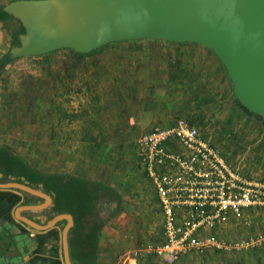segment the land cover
<instances>
[{
	"label": "crops",
	"instance_id": "crops-1",
	"mask_svg": "<svg viewBox=\"0 0 264 264\" xmlns=\"http://www.w3.org/2000/svg\"><path fill=\"white\" fill-rule=\"evenodd\" d=\"M155 44L166 45L182 52L176 57V61L173 59L172 74L175 75L170 74L169 80L165 78L160 83L161 88L153 86L152 83L140 88L139 84H134L138 77L132 76L133 85L128 92L124 91L119 83L118 93L114 97L107 99V95H101L97 100L95 95L89 94L90 90L85 93L83 89L84 92L77 95L72 94L75 93V88L66 83L62 82L60 89L54 87L57 89V95L53 103L61 104L62 107L57 111L58 116H54L50 122L52 125L48 143L51 142L52 147L50 151L45 152L51 156L50 163L45 160L34 162L35 159L30 157V153L24 151L22 138L15 136L7 126L8 123L11 124V120L4 122L6 116L2 120L3 114L7 112L3 94L7 90L6 86L10 85L4 83L7 80L6 74L0 73V208L5 206L7 213L11 215L16 225L13 232L29 228L30 233L38 235L45 232L44 228L51 227L55 232L58 231L59 241L67 258V238L68 232H71L75 257L78 260L73 264H122L124 253L128 255L148 242L155 244L164 241L162 210L154 186L139 165L133 138L150 130L156 122L167 125L174 121L175 118L167 115L170 108H162L159 104L164 94H169L170 83L174 84L172 79L178 78L182 64L180 57L184 53L206 56L208 66L196 63L197 69H193V73L191 70L194 84L190 88V95L198 99L197 114L181 110L179 113L187 120H193L195 123L192 124L196 128L202 120L216 123L219 134L211 132L214 143L199 131L201 137L219 149L228 162L237 161L252 170L258 168L259 172L256 170V173L249 174L245 171L244 174L252 179L256 174V177H260L259 180L264 181V122H260L257 116L246 111L233 96L231 82L219 60L210 50L197 43L161 41ZM211 70L218 76V81L205 75ZM52 92L55 94V91ZM76 96L78 98L74 100ZM112 100L122 106L119 111L121 124L117 126L116 131L107 129L105 132L100 121H97L96 125L87 122L99 120L96 116L99 112L93 105L103 111V104H113ZM203 103L210 107L209 111L202 107ZM143 120L146 122L142 127L146 125V128L141 132L136 131L137 125ZM2 121L4 126L1 125ZM127 132V136H134L129 150L126 147L130 140L125 136ZM111 143L116 146L113 152L108 148ZM42 145L40 151L43 149ZM167 146L170 149L178 148L177 143L173 142ZM46 160L48 161L47 157ZM30 168L46 176L44 179H37V173ZM53 173L60 175V180L66 178L69 182L67 186L60 184L61 182H58L56 187L51 185L47 178ZM91 181L108 185L115 193H112L114 196L109 197L101 193L94 201L90 200L83 189L91 188ZM54 197L59 201V207L48 218L46 212H49L47 209L51 207ZM44 208L46 209L43 210ZM66 214H69V217ZM245 216L254 221L250 229H236L231 220V223L219 225L213 230H204V234L214 235L218 241H232L246 235L264 234V227L261 226L264 221V206L246 210ZM95 218H99L101 223L97 230L96 259L91 263L84 261V252L81 249H85L86 238L91 239V236H86L85 233H88ZM123 225L130 227L123 228ZM148 233V237L143 238V235ZM41 240L37 237L35 245L42 244ZM54 242L57 240L54 239ZM260 247L261 250L252 256L248 254L250 250L244 248L226 250L213 247L206 253L190 251L181 255L174 264H187L185 260H193L197 264L198 257L206 264H235L242 259L254 264L255 259L264 261V240ZM140 259L130 254L127 264H153L154 258L146 254Z\"/></svg>",
	"mask_w": 264,
	"mask_h": 264
},
{
	"label": "water",
	"instance_id": "water-1",
	"mask_svg": "<svg viewBox=\"0 0 264 264\" xmlns=\"http://www.w3.org/2000/svg\"><path fill=\"white\" fill-rule=\"evenodd\" d=\"M3 10L23 28L11 58L124 39L197 43L219 60L233 96L264 120V0H12Z\"/></svg>",
	"mask_w": 264,
	"mask_h": 264
},
{
	"label": "rangeland",
	"instance_id": "rangeland-1",
	"mask_svg": "<svg viewBox=\"0 0 264 264\" xmlns=\"http://www.w3.org/2000/svg\"><path fill=\"white\" fill-rule=\"evenodd\" d=\"M9 1L11 0H0V4H5ZM4 23L0 20V53L5 49L8 31L13 28H18V23L14 20H8L6 22L7 24ZM161 41L163 40L147 38L113 41L106 44L94 55L85 57L74 56L73 52L67 47L50 50L44 56L27 54L16 57L0 71L1 74H6L7 80L4 83L10 85L8 87L6 86L7 90L3 94L7 112L3 114L2 120H4L5 116L4 122L11 120V124L8 123L7 126L12 129L15 136L22 138V147L24 151L28 152L27 154L30 153V157L35 159L34 162L36 160L39 162H41L40 160H45L46 163H50L51 156L45 153L50 151L52 147L51 142L48 143L52 125L50 122L54 116H58L57 111L58 109L61 110L62 107L61 104L53 103L57 95V89L54 87L60 89V84L62 82L66 83L75 88V93L72 92V94L77 95L83 93V89H85V93L86 90H90L89 94H92V96L95 95L97 100L101 95H107V99L114 97L118 93L119 83L124 88V91L128 92L133 85V80H131L132 76L138 77L137 82L134 84H139L140 88L151 83L153 86H159L161 88L162 84L160 83L165 78L169 80L170 74L172 76L175 75L172 74L174 72L173 59L176 61V57L182 53L172 47L168 48L166 45L161 46L155 44ZM180 58H182V64L180 65V71L177 76L178 80L172 79L174 80V84L170 83L169 94H164L159 104L162 105V108H170L169 114L167 115L173 119L177 116H182L179 113L181 111L197 114L198 109L196 104L198 99L190 95L192 92L190 88L194 84V81H192V73L197 69L196 63L201 66H208L206 56H194L189 55V53H184ZM191 70H193L192 73ZM209 72L205 73V75H209L214 81H218V76L214 70L211 73ZM52 91H55V94H52ZM77 98L78 96L74 97V100ZM112 102L113 104H103L101 108L105 111H101L98 106L93 105V108H96V111L99 112L96 115L99 120L93 119L87 122L96 125L97 121H100V124L104 125L103 129L105 132L107 129L108 131H116L117 126L121 124L119 121L121 116L119 111L122 110V106L114 100ZM202 107H205L207 111L210 109L206 103H203ZM258 120L263 122L259 117ZM4 122H1L2 126L5 125ZM142 122V124L137 125L138 129L135 128L136 131L141 132L146 128V125L142 127L146 121L143 120ZM191 122L195 123L193 120ZM155 125H165V123L156 122ZM252 125L254 126V124ZM197 127L211 142H213L211 132L214 131L215 135L219 134L216 123L211 122V120H202L197 124ZM127 135L128 132L125 136L127 139H130L126 144L129 150L132 140L136 139L140 134L135 137L133 136L134 138L131 135ZM41 145L43 149L40 151ZM108 148L113 152L116 146L111 143L108 144ZM78 162H81V160H78ZM231 163L239 167L243 172L247 171L249 174L256 173L258 169H248L237 161ZM257 172L259 171L257 170ZM254 176V179L259 180L258 178L260 177H256V174ZM124 227L127 228L130 226L123 225ZM238 233L240 234L241 231H238ZM148 235L149 233L144 234L143 238L148 237ZM148 244H152V242H148ZM148 244L136 250H143ZM261 248L260 244H258L246 250H250L248 254L252 256L260 251ZM130 254L132 255V251L128 253V255ZM128 255L124 253L125 257L123 258L122 264H127ZM145 256L146 252H142L137 257L143 259ZM189 261L185 260L184 262H187V264H196L193 260ZM197 261V264H206L200 257L197 258ZM253 262L254 264H264V261H261V259H255ZM250 263L242 259L241 262H236L235 264Z\"/></svg>",
	"mask_w": 264,
	"mask_h": 264
},
{
	"label": "built area",
	"instance_id": "built-area-1",
	"mask_svg": "<svg viewBox=\"0 0 264 264\" xmlns=\"http://www.w3.org/2000/svg\"><path fill=\"white\" fill-rule=\"evenodd\" d=\"M170 142L178 148L170 149ZM134 145L139 165L158 197L164 241L148 244L132 252V257L146 252L154 258L153 264H174L190 251L250 249L263 242L264 234L232 241L204 234V230L231 220L237 228L250 229L254 221L245 212L264 206V181L247 177L228 162L186 118L179 116L171 124L153 126L140 134Z\"/></svg>",
	"mask_w": 264,
	"mask_h": 264
},
{
	"label": "flooded vegetation",
	"instance_id": "flooded-vegetation-1",
	"mask_svg": "<svg viewBox=\"0 0 264 264\" xmlns=\"http://www.w3.org/2000/svg\"><path fill=\"white\" fill-rule=\"evenodd\" d=\"M14 20L15 19H10ZM17 22V21H16ZM18 23V22H17ZM11 30L6 36L5 49L0 53V58L13 45ZM59 201L53 198L51 207L47 209L49 218L57 211ZM44 208L43 210H45ZM14 224L11 215L6 211L5 206L0 208V264H73L77 262L75 257V248L73 245L72 233L68 232V258L59 241L60 235L51 227H46L44 233L33 235L29 228L13 232ZM61 234V233H59ZM40 237L42 244H36V238ZM54 239L57 242H54ZM61 244L60 251L58 250Z\"/></svg>",
	"mask_w": 264,
	"mask_h": 264
},
{
	"label": "trees",
	"instance_id": "trees-1",
	"mask_svg": "<svg viewBox=\"0 0 264 264\" xmlns=\"http://www.w3.org/2000/svg\"><path fill=\"white\" fill-rule=\"evenodd\" d=\"M3 5L4 4H0V20H2L3 22H5L4 24H7L6 22L8 20H10V19H13V18L9 14H7V12H5L3 10ZM22 29H23L22 28V25H20L18 23V28H13L11 30V35L10 36L12 38V43L13 44H17L18 43L17 35H18V33L22 32ZM119 41H121V40H119ZM111 42H113V41H109V42L103 43V44L99 45L98 47H96V48H94V49H92L90 51H87V52H78V51H75L74 49H72L70 47H67V48L70 49L73 52L74 56H76V57H85V56L94 55L95 53L99 52L101 50V48H103L106 44L111 43ZM163 42H169V41H163ZM45 54H46V52L45 53H42V54H33V55L34 56H44ZM13 59L14 58H11L9 56L8 51L5 52V54L0 58V70L3 67H5L9 62H11ZM239 104L246 111H248L249 113L253 114L254 116H257V117L261 118L260 116H258L256 114L250 112L240 102H239ZM188 121L190 123H192L191 120H188ZM263 122H264V120H263ZM30 170H32V168H30ZM33 172L37 173V175L35 176V178H37V179H44V176H46L45 174H43L41 172H36V171H33ZM47 179H48V182L51 185H55V187L58 186V182H61L60 184L64 183V186L65 187L69 183L66 178H64L63 180H60L61 179L60 175L54 174V173H53V175H50L49 178H47ZM91 182H92L91 183L92 184L91 185V188H84L83 189L85 191V192L84 191L83 192L85 193V195L88 196V198L90 200H93L94 201L96 198H98V196L101 193L102 194H107L109 197L114 196V195H112V193H113L112 192V189L108 185H105V184L99 183V182H95V181H91ZM113 194H115V193H113ZM115 197H116V195H115ZM92 216H93V214H92ZM99 220H100L99 218H95L93 220L92 224L89 226V231H88V233L86 232L85 234H86V236H91V239H90V237L89 238H86L85 249H81L84 252V254H83L84 261H89L91 263H93L95 261V259H96V253H95V251H96V244H97V232H98L97 230H98V228L100 226V223H101ZM81 231L83 232V230H81Z\"/></svg>",
	"mask_w": 264,
	"mask_h": 264
}]
</instances>
